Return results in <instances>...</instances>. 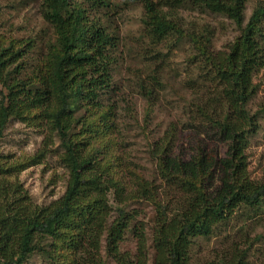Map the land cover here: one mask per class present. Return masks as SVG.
I'll list each match as a JSON object with an SVG mask.
<instances>
[{
    "label": "trees",
    "instance_id": "trees-1",
    "mask_svg": "<svg viewBox=\"0 0 264 264\" xmlns=\"http://www.w3.org/2000/svg\"><path fill=\"white\" fill-rule=\"evenodd\" d=\"M247 1L143 0L151 43L188 39L195 50L190 60L198 77L195 73L183 84L193 95L186 111L189 122L227 146L220 159L222 184L212 194L216 164L202 147L189 159L178 155L180 130L177 123H170L151 153L158 161V176L184 192L183 199L174 202L163 198L156 178L131 168L123 172L119 166L123 160L114 134L117 110L114 105L104 108L99 97L113 84L112 63L120 45L115 28L111 33L97 24L99 20L90 21L86 8L73 0H44L42 14L54 28V39L47 43L43 60L32 68L35 38L0 45V264H26L36 253L54 264H109L110 259L115 264H148L145 225L137 220V209L128 208L142 200L155 209L153 264H194L190 250L195 238L214 235L233 215L264 212V180L251 178L247 154L249 138L260 127L259 114L251 112L249 104L257 93L254 79L264 70V6L258 5L245 24ZM181 8L223 14L241 32L227 52H215L212 31L182 24ZM135 74L138 92L148 105L157 103L166 86L157 68L145 78L137 70ZM260 111L264 113V104ZM11 120L43 129L47 135L42 147L33 154L3 151ZM55 137L63 147L57 160L68 173L66 189L40 205L19 173L43 163ZM130 230L136 237L135 252L122 248ZM253 245L254 239L248 237L205 264H256L249 258Z\"/></svg>",
    "mask_w": 264,
    "mask_h": 264
},
{
    "label": "rangeland",
    "instance_id": "rangeland-1",
    "mask_svg": "<svg viewBox=\"0 0 264 264\" xmlns=\"http://www.w3.org/2000/svg\"><path fill=\"white\" fill-rule=\"evenodd\" d=\"M89 1L73 0L86 8L90 21L99 20L97 24L107 26L111 33L115 28L119 34L117 59L112 63L113 84L100 91L99 97L104 108H111L114 105L117 110L114 134L123 160L119 162L120 168L123 172L131 168L141 176L156 178L162 185L163 198L171 199L173 202L182 200L184 192L179 187L173 186L174 183L158 176V161L151 153L154 141L165 134L171 122H175L180 130L176 141V153L189 159L202 147L207 158L212 159L214 165L216 164L209 187V191L214 194L224 177L220 159L224 157L227 146L226 143L212 137L213 135L210 137L205 132L197 131L192 122H189V114H186L193 95L192 91L183 87V84L188 77L195 76V73L198 77L196 64H192L190 60V56L195 53L191 43L188 39H183L173 44L174 38L159 45L151 43L144 27L148 16L143 0H109L111 3L108 5H104L100 0ZM43 2L44 0H0V45L18 42L13 40L25 42L35 38L37 49L30 55L32 68L43 60L46 56V52L44 54L43 52L48 49L47 43L54 39V28L47 23L42 14ZM258 5L264 6V0L247 1L245 24ZM178 13L182 24H197L200 30L207 28L212 31L211 47L215 52H227L230 43L234 42L241 32V29L223 14L201 13L190 8H181ZM41 54L40 59L33 58L36 55L40 57ZM155 68L165 80L166 86L161 91L157 103L148 105L147 100L138 92L135 72L137 70V73L145 78ZM25 75L29 77L31 72ZM254 81L257 85V93L252 97L249 108L253 113L258 112L260 127L249 138L247 154L250 176L260 181L264 180V113H260V106L264 104V70L255 77ZM149 109L150 112L147 113ZM46 135L47 133L40 127L11 120L5 130L2 150L16 154L21 152L33 154L42 147ZM58 151L62 152L63 147L59 138L55 137L45 161L25 168L19 173V178L32 199L40 205L48 204L58 198L66 189L68 173L57 160ZM109 197L112 204V193ZM128 208L137 209V220L145 225L148 264H153L152 225L155 209L146 200L130 203ZM235 216L221 224L214 235L199 236L194 239L190 250L192 263L205 264L218 260L237 242L243 244V241L250 237L254 239L250 260L256 264H264V212L242 218ZM258 234L262 237L255 239ZM104 245L105 241L102 243V257L106 256ZM122 248L136 251V237L132 230L128 231ZM108 263L115 264L111 259ZM26 264L54 263L51 259L36 253Z\"/></svg>",
    "mask_w": 264,
    "mask_h": 264
}]
</instances>
